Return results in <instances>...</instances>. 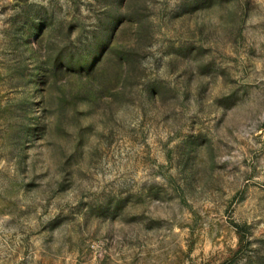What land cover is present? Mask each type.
<instances>
[{
    "label": "rangeland",
    "instance_id": "rangeland-1",
    "mask_svg": "<svg viewBox=\"0 0 264 264\" xmlns=\"http://www.w3.org/2000/svg\"><path fill=\"white\" fill-rule=\"evenodd\" d=\"M0 264H264V0H0Z\"/></svg>",
    "mask_w": 264,
    "mask_h": 264
}]
</instances>
